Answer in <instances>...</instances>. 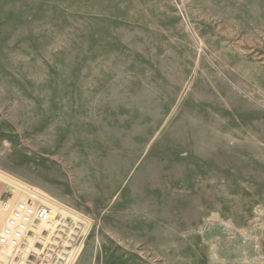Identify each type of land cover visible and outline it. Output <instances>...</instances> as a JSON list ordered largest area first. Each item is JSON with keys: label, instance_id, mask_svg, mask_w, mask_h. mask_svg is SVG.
I'll return each mask as SVG.
<instances>
[{"label": "rangeland", "instance_id": "374dc122", "mask_svg": "<svg viewBox=\"0 0 264 264\" xmlns=\"http://www.w3.org/2000/svg\"><path fill=\"white\" fill-rule=\"evenodd\" d=\"M3 199L74 264H264V0H0Z\"/></svg>", "mask_w": 264, "mask_h": 264}, {"label": "built area", "instance_id": "2783aa9c", "mask_svg": "<svg viewBox=\"0 0 264 264\" xmlns=\"http://www.w3.org/2000/svg\"><path fill=\"white\" fill-rule=\"evenodd\" d=\"M0 208L7 216L0 232V247L12 250L9 264L76 262L85 238L84 219L54 215L49 206L35 205L29 201L3 199ZM29 239L33 245L28 248Z\"/></svg>", "mask_w": 264, "mask_h": 264}]
</instances>
